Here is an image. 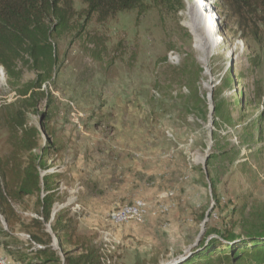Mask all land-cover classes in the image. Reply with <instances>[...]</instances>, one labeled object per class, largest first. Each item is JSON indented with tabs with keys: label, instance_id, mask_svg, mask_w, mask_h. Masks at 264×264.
I'll list each match as a JSON object with an SVG mask.
<instances>
[{
	"label": "rangeland",
	"instance_id": "1",
	"mask_svg": "<svg viewBox=\"0 0 264 264\" xmlns=\"http://www.w3.org/2000/svg\"><path fill=\"white\" fill-rule=\"evenodd\" d=\"M204 3L210 10H202L197 31L210 43L205 54L189 28L192 7ZM148 4L146 12L100 23L84 22L86 6L74 0L77 15L68 33L54 36L57 68L43 86L53 103L28 114V126L40 130L39 147L53 146L51 167L41 174L61 175L55 210L70 203L79 232L110 264L177 261L201 240L242 236L246 223L264 220V24L246 38L221 0ZM210 13L219 23L212 36L205 27ZM16 72L19 81L0 65L5 159L13 146L3 112L37 78L27 65ZM136 200L149 210L142 222H109L108 214ZM35 201L15 204L27 227L17 225L7 238L0 232V258L8 264H46L31 238L38 234L30 226ZM1 229L8 227L0 215ZM51 246L59 251L56 240Z\"/></svg>",
	"mask_w": 264,
	"mask_h": 264
},
{
	"label": "trees",
	"instance_id": "2",
	"mask_svg": "<svg viewBox=\"0 0 264 264\" xmlns=\"http://www.w3.org/2000/svg\"><path fill=\"white\" fill-rule=\"evenodd\" d=\"M171 1L82 0L86 6V15L82 18L85 22L95 17L100 23H105L123 12H146L153 7L148 3L171 5ZM221 2L227 8L228 19L236 23L244 37L251 35L256 38L260 25L264 24V0ZM76 15L74 0H0V65L10 79L16 81L21 76L16 72L21 64L31 67L37 74V78L20 91L22 101L8 105L3 112L13 153L6 159L0 158V215L8 227V230L1 229L0 232L7 238L17 225L27 227L15 204L35 197L37 218L30 220V226L38 234L31 232V238L38 244L35 250L44 257L46 264H110V258L107 256L106 259L102 254L104 249L100 254L98 247L79 232L78 216L72 215L67 208L55 210L61 193L60 186L57 191L55 178L61 175L41 174L51 167L47 156L53 146L40 148V130L28 126L30 111L38 112L42 103H46V107L53 103L52 93L43 89L57 68L53 39L55 34L70 31ZM221 111L222 105L216 104V117L221 115ZM46 120L42 127L50 135ZM215 183V180L211 181L214 189ZM46 224L50 225L51 233L46 231ZM243 231L244 235L231 234L227 240L220 238L223 236L201 240L194 255L182 264H264V220L246 223ZM55 240L59 251L51 246Z\"/></svg>",
	"mask_w": 264,
	"mask_h": 264
},
{
	"label": "bare ground",
	"instance_id": "3",
	"mask_svg": "<svg viewBox=\"0 0 264 264\" xmlns=\"http://www.w3.org/2000/svg\"><path fill=\"white\" fill-rule=\"evenodd\" d=\"M192 8H193L192 9L193 10V16H192V22L189 23L190 24L189 28L192 29L194 36L196 37V40H197L196 42H197L198 48L200 47L201 50L203 51V54H205L206 49L208 48L206 46L210 43L209 42H207V44L204 43L206 36L200 35V32L198 33L197 22H199L200 18H202L203 14H204V11H202V10L204 9L206 12H208L210 10V8H208L207 5H205V3L202 5H199L197 7L193 6ZM205 20H206V26L205 27H207L208 35L212 36L213 34L217 33L218 29H219V23L217 21V13H214V14L210 13L208 16L206 15ZM213 43H215V42L213 41ZM204 44H205V46H204ZM201 161H203V159H201ZM69 205H70V203H68V206ZM68 206H66V207L69 208L70 206L69 207ZM147 209H148L147 204L145 203L144 200H136L131 204H127L125 206L119 207L118 209L112 211L110 214H108L107 218H108L109 222L113 225H124L127 223L129 224L131 222H142L145 219L146 215L149 214V210L147 211ZM56 211H58V210H56ZM0 264H8L7 258L6 257L0 258Z\"/></svg>",
	"mask_w": 264,
	"mask_h": 264
},
{
	"label": "water",
	"instance_id": "4",
	"mask_svg": "<svg viewBox=\"0 0 264 264\" xmlns=\"http://www.w3.org/2000/svg\"><path fill=\"white\" fill-rule=\"evenodd\" d=\"M210 159V157L209 156H207V158H206V160H205V164H204V166L205 167H207V162H208V160ZM207 217H209V214H207ZM54 219V218H53ZM52 219V220H53ZM48 227H50V226H48ZM194 253L195 252H193V253H189L187 256H185V257H182V258H180L179 260H175V261H172V262H169V263H166V264H182L183 262H185V261H187L189 258H191L193 255H194Z\"/></svg>",
	"mask_w": 264,
	"mask_h": 264
},
{
	"label": "crops",
	"instance_id": "5",
	"mask_svg": "<svg viewBox=\"0 0 264 264\" xmlns=\"http://www.w3.org/2000/svg\"><path fill=\"white\" fill-rule=\"evenodd\" d=\"M63 206H64V204H63ZM69 206H70V205H69ZM69 206H68V207H69ZM64 207L67 208L66 206H64ZM76 208H79V210L73 208L74 213H77V214L80 213L79 211H80V208H82V207H81L80 205H79V206L77 205ZM117 209H118V208H117ZM60 210H61V209H60ZM68 210H69V209H68ZM58 211H59V210H58Z\"/></svg>",
	"mask_w": 264,
	"mask_h": 264
}]
</instances>
